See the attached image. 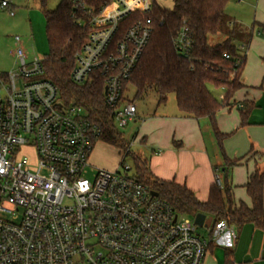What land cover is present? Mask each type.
I'll return each mask as SVG.
<instances>
[{
    "label": "built area",
    "instance_id": "1",
    "mask_svg": "<svg viewBox=\"0 0 264 264\" xmlns=\"http://www.w3.org/2000/svg\"><path fill=\"white\" fill-rule=\"evenodd\" d=\"M10 6L0 1L14 16ZM152 7L153 0H109L91 14L88 39L74 56L72 81L104 78V101L119 130L138 119L125 85L153 32L149 17L126 27L125 20ZM15 41L18 66L0 74V264H204L211 239L125 163L97 169L93 180L84 176L100 125L84 107L68 105L45 77L43 60L28 61L21 37ZM174 43L188 53V27ZM216 174L223 186L220 169ZM214 229L236 238L225 220Z\"/></svg>",
    "mask_w": 264,
    "mask_h": 264
},
{
    "label": "trees",
    "instance_id": "2",
    "mask_svg": "<svg viewBox=\"0 0 264 264\" xmlns=\"http://www.w3.org/2000/svg\"><path fill=\"white\" fill-rule=\"evenodd\" d=\"M108 1L61 0L56 9L49 10L47 0H41L50 48L43 67L45 77L59 87L62 99L68 105L84 107L90 119L100 125L99 141L118 148L126 157L131 153L130 145L114 122L113 109L105 104L104 78L99 73L94 74V81L84 86L71 79L75 53L88 39L90 16L102 10ZM230 1L173 0L172 8L153 1L150 12H134L125 20V27L146 17L153 23L150 41L125 88L135 89L134 101L156 96L158 106L166 104L169 95L174 94L183 114L195 119L209 118L224 159L223 186L216 182L211 185L207 201L202 202L187 186L155 177L148 162L135 155L133 176L158 192L178 213L206 215L211 230L222 220L234 228L252 223L264 230V153H253L259 156L263 166L251 174L245 185L251 207L245 203L236 205L233 187L228 181L229 171L244 158L230 160L226 156L222 145L225 135L216 122L217 113L242 87L240 76L245 64L231 36L222 43L209 44V36L225 31L228 24L225 9ZM184 26L188 27L192 38L187 54H181L174 43ZM209 84L226 89L223 100L209 90ZM251 109L252 105H248L242 110L243 125Z\"/></svg>",
    "mask_w": 264,
    "mask_h": 264
},
{
    "label": "crops",
    "instance_id": "3",
    "mask_svg": "<svg viewBox=\"0 0 264 264\" xmlns=\"http://www.w3.org/2000/svg\"><path fill=\"white\" fill-rule=\"evenodd\" d=\"M20 1L11 0L10 10H14ZM170 1L172 8L173 0ZM238 1L241 4L230 13L227 7L225 9L228 24L219 43L231 36L238 54L244 57L240 76L242 87L217 113L216 122L219 131L225 135L222 145L226 156L230 160L244 158L229 171L228 181L233 187L235 204L245 203L251 207L245 185L251 174L263 166L259 156H253V153H264V0ZM40 5V0L34 3L35 7ZM1 11L0 19H5L6 15ZM22 45L27 60L35 59L31 56L28 40H22ZM16 46L14 39L9 62L0 74L9 73L18 66ZM222 88L225 92L218 96L220 100L226 95V89ZM248 105H252V109L243 125L242 110ZM138 135V140L149 151V160H144L155 177L187 186L202 202L207 201L210 187L216 182L217 169H220L224 183V159L209 118L188 117L176 104L147 116L141 122ZM208 231L205 238L211 242L204 264H264L263 229L252 223L235 227V239L228 231L217 234L209 227Z\"/></svg>",
    "mask_w": 264,
    "mask_h": 264
},
{
    "label": "rangeland",
    "instance_id": "4",
    "mask_svg": "<svg viewBox=\"0 0 264 264\" xmlns=\"http://www.w3.org/2000/svg\"><path fill=\"white\" fill-rule=\"evenodd\" d=\"M38 1L39 0H21L13 10L15 16H10L9 12L0 10L2 14L6 15L5 19H0V72L9 62V56L14 49V39L16 36L21 37L24 41L28 40L29 50L33 58L43 60L49 54L50 48L46 33V18L41 5L39 7L34 6V3ZM60 2L61 0H47L46 8L54 10ZM157 2L160 6L165 8H170L171 6L170 0H157ZM240 4L238 0H231L227 6L228 12L230 13L231 9L233 10L236 5ZM223 38V32H218L215 35L209 36V44L216 45L221 42ZM18 84H20V82H18ZM209 88L217 97L225 92L222 87L211 85ZM134 96L135 89L129 86L126 98L134 100ZM136 103L139 109L137 121L131 122L126 127L120 129L124 138L130 145L131 153L125 157V153L118 148L101 141L97 142L91 154L90 166L87 167L84 173L86 178L93 180L97 169L115 170L119 168L122 170L121 163L123 160H125L124 163L131 168L129 173L133 175L135 172L134 155L149 160V151L144 144L138 140L139 127L141 122L154 111L160 112L166 108L174 107V105H176L175 95L170 94L165 105L158 106L157 98L154 95L145 98V100H137ZM190 217L194 219L195 222L196 216ZM208 227V218H204L203 224L197 225L199 235L204 237L208 236Z\"/></svg>",
    "mask_w": 264,
    "mask_h": 264
},
{
    "label": "water",
    "instance_id": "5",
    "mask_svg": "<svg viewBox=\"0 0 264 264\" xmlns=\"http://www.w3.org/2000/svg\"><path fill=\"white\" fill-rule=\"evenodd\" d=\"M153 194L157 195L158 193L157 192H153ZM204 218H207V216H205L204 214H197L196 218H195V223L197 225H202L203 221H204Z\"/></svg>",
    "mask_w": 264,
    "mask_h": 264
}]
</instances>
